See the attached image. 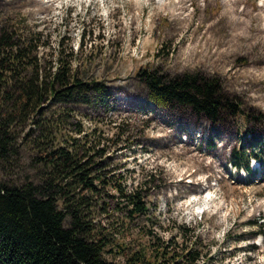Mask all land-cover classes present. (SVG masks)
Listing matches in <instances>:
<instances>
[{
	"label": "rangeland",
	"instance_id": "374dc122",
	"mask_svg": "<svg viewBox=\"0 0 264 264\" xmlns=\"http://www.w3.org/2000/svg\"><path fill=\"white\" fill-rule=\"evenodd\" d=\"M3 22L43 32L51 57L74 51L79 73L112 91L111 112L80 106L77 121L125 147L113 163L130 188L155 176L145 192L153 224L128 232L134 248L171 240L172 254L199 251L201 264H264V0H0ZM140 69L215 79L240 112L211 122L158 106ZM250 130L260 141L245 145L259 157L248 172L232 155ZM29 153L0 164V182L34 177ZM183 225L195 231L185 236Z\"/></svg>",
	"mask_w": 264,
	"mask_h": 264
},
{
	"label": "trees",
	"instance_id": "16d2710c",
	"mask_svg": "<svg viewBox=\"0 0 264 264\" xmlns=\"http://www.w3.org/2000/svg\"><path fill=\"white\" fill-rule=\"evenodd\" d=\"M50 49L43 32L0 23V164L19 163L25 148L35 174L21 184L0 182V264H201L199 251L172 254L171 240L134 248L128 232L140 219L153 224L145 192L155 176L128 186L113 163V153L125 147L110 146L113 138L77 121L80 106L111 112L112 91L105 81L79 73L74 51L51 57ZM136 77L158 106L186 107L211 122L240 112L215 79L169 77L157 69H140ZM244 140L232 162L250 172L257 155L245 145L260 140L252 130ZM179 228L185 236L195 231Z\"/></svg>",
	"mask_w": 264,
	"mask_h": 264
}]
</instances>
